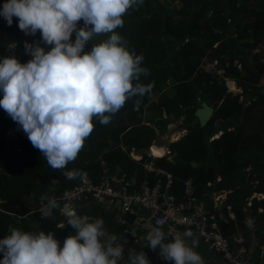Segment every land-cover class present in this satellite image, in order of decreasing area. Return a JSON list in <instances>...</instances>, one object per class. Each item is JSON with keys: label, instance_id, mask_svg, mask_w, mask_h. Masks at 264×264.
I'll use <instances>...</instances> for the list:
<instances>
[{"label": "trees", "instance_id": "obj_1", "mask_svg": "<svg viewBox=\"0 0 264 264\" xmlns=\"http://www.w3.org/2000/svg\"><path fill=\"white\" fill-rule=\"evenodd\" d=\"M175 1L179 7L175 6ZM4 2L0 0V8ZM122 18L124 24L116 32L127 41L131 52L143 55L141 66L148 69V74L142 75L140 82L145 86L151 84V91L127 100L108 124H101L94 117L92 133L77 158L65 169H52L0 107V238L10 234V228L36 234L51 232L62 248L66 237L74 235L75 229L66 224L67 218L59 209H54L51 217H42L36 210L41 206L40 197L44 194L55 196L62 207L66 202L61 199L65 191L82 176L93 179L101 176L104 168H107L106 174L108 171L124 173L126 180L135 175L138 185L144 180L151 185L155 182L163 185L164 177L143 170L142 162L147 156L136 161L128 151L132 147L148 148L155 137L153 128L143 122H154L163 132L170 121L184 116L187 133L171 142L170 153L163 156L167 147L161 145L156 156L163 157L153 158L156 165L173 177L169 194L177 198L185 180L191 178L197 200L206 201L207 207L213 210V191L232 190L227 201L214 211L217 216L219 210L222 211L223 217L228 219L225 222L217 217L219 230L245 257L264 264V198H253L250 212L242 210L245 199L253 192L264 194V178L261 177L264 172V116L259 115V110L257 114V107L264 100L258 85L264 63L257 62L252 68L248 62V56L264 42V0H143L142 5L130 8ZM109 36L94 37L86 44L85 51ZM25 38L29 43L40 42L44 46L39 31L34 36L26 35L18 27V18L13 17L12 25L8 26L0 16V59L15 56L21 63L30 60L31 55L24 51L22 40ZM71 38L75 40V33ZM12 43L14 47L7 50ZM203 55L217 58L224 68L222 74L212 76L202 72L198 63ZM253 58L258 59L256 54ZM234 85L244 96H250L249 104L239 100V93L231 92ZM160 92L162 94L157 96ZM150 94L156 95L151 103ZM2 96L0 92V98ZM201 101L215 109L205 126H200L194 116ZM218 132H221L219 136L213 137ZM157 149L152 145L150 154H155ZM247 167H250L248 172ZM73 169L79 170L80 176L70 180L64 172ZM218 175L220 181H216ZM52 179L58 180L55 186L50 185ZM253 179L258 180L257 188L245 186ZM53 187L55 190L50 191ZM70 201L78 216H85L89 222L102 218L105 230L118 238L136 225L133 215L126 213L117 218L115 209L92 197ZM227 205L234 219L229 218ZM247 216L254 225L253 232L245 227ZM61 224L65 226L58 227ZM240 237L243 240L235 242ZM252 238L256 241L254 246ZM131 244V252H145L150 248L137 241ZM148 255L163 264H174L164 260L158 249H150ZM200 255L203 261L220 258L209 248L207 256ZM128 256L124 250L120 264H130ZM2 258L3 253H0Z\"/></svg>", "mask_w": 264, "mask_h": 264}, {"label": "clouds", "instance_id": "obj_2", "mask_svg": "<svg viewBox=\"0 0 264 264\" xmlns=\"http://www.w3.org/2000/svg\"><path fill=\"white\" fill-rule=\"evenodd\" d=\"M142 4L143 0H5L0 8V16L8 26L16 17L19 29L26 35L41 33L43 47L40 42L25 41L24 51L32 57L26 63L15 56L0 59V92L3 93L0 107L52 169H65L77 158L94 129V117L101 124H108L127 100L151 91V84L145 86L140 82L141 76L148 74V69L141 66L143 55L131 52L127 41L116 32L124 24V14ZM81 20L83 26L78 27ZM104 34H110L107 40L85 51L88 42ZM49 45L52 47L46 50ZM203 59L217 58L203 55L198 63L202 72L210 74L201 67ZM219 67L224 71L220 63ZM218 133L213 137H218ZM152 145L156 144L151 143L142 150L132 147L128 154L136 161L147 156L143 167L145 162L170 151L168 147L163 156H154L149 154ZM122 148L126 151V147ZM110 174L129 181L124 173ZM64 175L71 180L80 176V172L73 169L65 171ZM83 177L63 193L61 199L66 202L62 207L55 196L44 194L40 197L41 206L36 209L44 218L59 209L67 218L66 224L75 229L74 235L66 237L63 247L51 232L36 234L10 228V234L0 238V253H3L0 264H120L124 256L121 237L109 234L102 218L89 222L86 217L78 216L71 204L69 191L80 186ZM161 177L166 180L165 175ZM57 183V179L50 181L53 186ZM252 195L256 198L264 194L253 192ZM193 236L194 233L187 230L182 235L174 234L169 240L161 227L149 226L145 239L148 247L158 249L164 260L174 264H204L201 255L194 251L195 240L191 246L188 243V238ZM128 260L130 264H150L143 251L131 252Z\"/></svg>", "mask_w": 264, "mask_h": 264}, {"label": "built area", "instance_id": "obj_3", "mask_svg": "<svg viewBox=\"0 0 264 264\" xmlns=\"http://www.w3.org/2000/svg\"><path fill=\"white\" fill-rule=\"evenodd\" d=\"M203 61L201 67L204 71L212 75L222 74L223 70L219 67L217 59H203ZM143 169L147 173L165 175L164 184L155 182L151 185L148 180H145L141 188H136L135 176L125 181L108 172L106 174L107 169H104L98 180L94 181L85 176L81 185L72 188L69 193L72 199L92 197L121 214L133 215L136 231H140L144 238L149 231V226L161 227L169 239H172L176 233L182 235L183 232L191 230L207 248L220 256L219 259L223 264H258L245 257L241 250L232 247L230 240L219 230L217 217L223 221L226 219L221 212H218V216L214 213L217 210L216 196L213 197L214 209L211 210L207 207L206 201L197 200L193 181L188 178L184 182L182 193L174 198L169 194L172 184L170 173L157 167L153 160L145 162ZM241 241V238L235 240L237 243Z\"/></svg>", "mask_w": 264, "mask_h": 264}, {"label": "rangeland", "instance_id": "obj_4", "mask_svg": "<svg viewBox=\"0 0 264 264\" xmlns=\"http://www.w3.org/2000/svg\"><path fill=\"white\" fill-rule=\"evenodd\" d=\"M174 4H175L176 7H179V4H178L177 1H175ZM174 17L176 18L177 15H174ZM82 26H83V22L81 23V26L80 27H82ZM25 41L28 42V40L26 38L22 40L23 43H25ZM13 47H14V44L13 43L12 44H9L8 47H7V50L12 49ZM255 54L258 57L257 60H255V58H253V55H255ZM248 62L250 64V67H252V68H254V66L257 64V62L264 63V42L259 43V45L256 47V49L253 51V54L248 56ZM238 68L242 70V68L240 67V65H238ZM168 84H170V83L168 82ZM258 85L260 87L259 93L262 94V95H264V70L260 74L259 81H258ZM231 92L233 94L239 93V95H238L239 100L242 101V102H244L245 104H249L251 102L250 96H244L241 93V89L239 87L237 88V86L234 85V87L231 88ZM161 94L162 93L160 92L158 94V96H160ZM149 97H150V103L151 102H154V100L156 99V97L153 94H150ZM257 108H258L257 109V114H258V110H259L260 111L259 112V115L264 116V100H263V104H259V107H257ZM164 115H166V114H164ZM184 119H185L184 116H180L178 119L170 121L166 125V127H165L166 129L163 132H160L158 126L155 125L154 122H149V123L143 122V123L148 124L151 128H153V130L155 132V137H153V139L151 140V143H155L156 144V145H154V147L155 148H158L155 154H158L161 151V147H160L161 145H166V147L168 148L171 142H173L175 140L181 139L187 133V131H188L187 126L188 125L183 123V120ZM193 121H195V120H193ZM141 152H144V151H141ZM169 153H170V151H169ZM149 154H150V151H149ZM154 156H156V155H154ZM262 160L264 161V157H263ZM249 170H250V168L246 172H248ZM261 177L264 178V172L261 174ZM220 179H221V177L220 178H216V181H220ZM247 184H249L253 188H257L258 187V181L256 179L247 181L245 183V186ZM210 186H211V184H210ZM231 191H228L226 193L223 192L221 194H216V197H217V201H216L217 210H218V208H220L227 201L228 196H229V193ZM213 193H214V191H213ZM253 196L254 195L249 196V197H247L245 199L246 203H245V205H244V207L242 209L244 212H250L251 200L253 199ZM255 197L258 200L259 199H262L261 196H259V195L258 196L256 195ZM77 200H79V199H75V201H77ZM71 204H73V203H71ZM226 208H227V211H228L229 218L230 219H234L235 216H234V213H232L230 206H226ZM259 211H261V210L259 209ZM219 212H221L223 214L222 211L219 210ZM121 215H122L121 213H119L118 211H115V216L117 218H120ZM82 217H85V216H82ZM227 220L228 219L226 218V221L225 222H227ZM244 224H245V227L247 228V230H250V232H253L254 225L252 224V221L250 220L249 216H247L245 218ZM136 228L137 227L133 226L132 229L129 230V231H126L127 233L125 232L121 236V239H120V243L123 244V251L124 250H127V252H129L128 254H130V252H131V249L128 248L130 242L137 241V242H139L142 245L147 244V240L144 238V236H142L139 232L134 231V230H136ZM253 236L254 235H252V237ZM251 241H252L251 242V245L254 246L255 243H256V241H254V238H252ZM201 249H202V255L204 257L207 256V249H206V247L203 245ZM196 250H197V247H196L195 251ZM147 256H151V255H147ZM148 258H149L151 264H163L160 260L155 259L152 256L151 257H148ZM204 264H207V262L204 263Z\"/></svg>", "mask_w": 264, "mask_h": 264}, {"label": "crops", "instance_id": "obj_5", "mask_svg": "<svg viewBox=\"0 0 264 264\" xmlns=\"http://www.w3.org/2000/svg\"><path fill=\"white\" fill-rule=\"evenodd\" d=\"M155 97H156V95H154ZM158 96V95H157ZM164 116V115H163ZM250 167H247V168H245V170L247 169H249ZM219 176V175H218ZM257 180V179H256ZM258 181V180H257ZM142 185H143V181L138 185L137 184V186H136V188H141L142 187ZM228 191H231V190H227V189H222V190H219V191H214V193H212V198L214 197V196H216V194H221V193H226V192H228ZM260 194H263V193H260ZM263 197H264V195H263ZM212 205H213V203H212ZM207 206H208V203H207ZM227 206H229V205H227ZM231 208V207H230ZM184 233V232H183ZM182 233V234H183ZM263 233H264V227H263ZM167 239H169V238H167ZM170 240V239H169ZM193 240H195V242H196V246H195V248H194V251H195V249H196V247H197V250H196V252L198 253V254H202V246L204 245L205 247H206V245H205V243L194 233V236L192 237V238H188V243H189V245L191 246V244H192V241ZM142 245V244H141ZM145 245H147V244H145ZM132 246L133 245H129L128 246V248H132ZM150 249L151 248H148V249H146L145 250V253H146V255H148V252L150 251ZM206 249H208L207 247H206ZM263 249H264V247H263ZM262 249V250H263ZM129 252H127V254H128ZM210 261H212L211 263H209ZM207 260V259H204V263H206L207 262V264H223L222 263V261L217 257L216 259H213V260Z\"/></svg>", "mask_w": 264, "mask_h": 264}, {"label": "water", "instance_id": "obj_6", "mask_svg": "<svg viewBox=\"0 0 264 264\" xmlns=\"http://www.w3.org/2000/svg\"><path fill=\"white\" fill-rule=\"evenodd\" d=\"M206 108L209 109V113H199V111H202ZM215 109L207 104V102L202 101L200 103V107H197L194 111V116L197 118V121L200 126H205L207 122L210 120V118L213 116ZM166 117V115H164Z\"/></svg>", "mask_w": 264, "mask_h": 264}, {"label": "bare ground", "instance_id": "obj_7", "mask_svg": "<svg viewBox=\"0 0 264 264\" xmlns=\"http://www.w3.org/2000/svg\"><path fill=\"white\" fill-rule=\"evenodd\" d=\"M200 112H201V113H207V114H208V113H209V109L205 107V109L202 110V111H199V113H200ZM170 144H171V143H170ZM154 155H156V154H154Z\"/></svg>", "mask_w": 264, "mask_h": 264}]
</instances>
